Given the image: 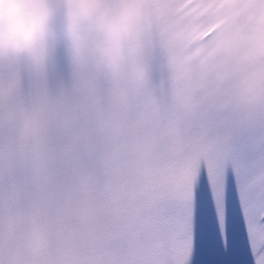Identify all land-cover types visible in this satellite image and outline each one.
Wrapping results in <instances>:
<instances>
[{
	"label": "snow or ice",
	"instance_id": "snow-or-ice-1",
	"mask_svg": "<svg viewBox=\"0 0 264 264\" xmlns=\"http://www.w3.org/2000/svg\"><path fill=\"white\" fill-rule=\"evenodd\" d=\"M154 2L34 0L42 32L0 47V264H240L230 188L264 264V59L178 75L144 25L115 57Z\"/></svg>",
	"mask_w": 264,
	"mask_h": 264
},
{
	"label": "clouds",
	"instance_id": "clouds-1",
	"mask_svg": "<svg viewBox=\"0 0 264 264\" xmlns=\"http://www.w3.org/2000/svg\"><path fill=\"white\" fill-rule=\"evenodd\" d=\"M39 25L34 0H0V44L30 41Z\"/></svg>",
	"mask_w": 264,
	"mask_h": 264
}]
</instances>
